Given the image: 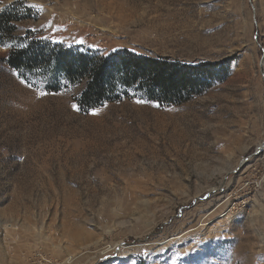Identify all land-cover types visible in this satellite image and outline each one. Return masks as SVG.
Segmentation results:
<instances>
[{"label": "rangeland", "instance_id": "374dc122", "mask_svg": "<svg viewBox=\"0 0 264 264\" xmlns=\"http://www.w3.org/2000/svg\"><path fill=\"white\" fill-rule=\"evenodd\" d=\"M0 264H264V0H0ZM120 50L227 77L181 104L9 60Z\"/></svg>", "mask_w": 264, "mask_h": 264}, {"label": "trees", "instance_id": "16d2710c", "mask_svg": "<svg viewBox=\"0 0 264 264\" xmlns=\"http://www.w3.org/2000/svg\"><path fill=\"white\" fill-rule=\"evenodd\" d=\"M12 16L0 15V31L7 32L11 22L17 21ZM9 62L16 69L26 71L45 65L51 79L63 76L71 85L86 80L78 102L87 109L120 98L131 90L161 104H181L219 83L228 73L227 67L171 63L128 50L105 57L100 53L62 50L49 44L15 51Z\"/></svg>", "mask_w": 264, "mask_h": 264}, {"label": "water", "instance_id": "95a60500", "mask_svg": "<svg viewBox=\"0 0 264 264\" xmlns=\"http://www.w3.org/2000/svg\"><path fill=\"white\" fill-rule=\"evenodd\" d=\"M263 61H264V56H263Z\"/></svg>", "mask_w": 264, "mask_h": 264}, {"label": "bare ground", "instance_id": "6f19581e", "mask_svg": "<svg viewBox=\"0 0 264 264\" xmlns=\"http://www.w3.org/2000/svg\"><path fill=\"white\" fill-rule=\"evenodd\" d=\"M263 149H264V147H263Z\"/></svg>", "mask_w": 264, "mask_h": 264}]
</instances>
